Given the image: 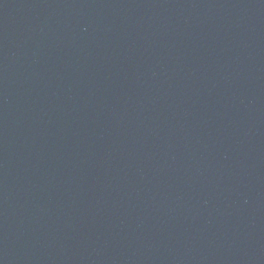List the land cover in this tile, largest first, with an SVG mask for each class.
Segmentation results:
<instances>
[{
  "label": "water",
  "instance_id": "water-1",
  "mask_svg": "<svg viewBox=\"0 0 264 264\" xmlns=\"http://www.w3.org/2000/svg\"><path fill=\"white\" fill-rule=\"evenodd\" d=\"M0 264H264V0H0Z\"/></svg>",
  "mask_w": 264,
  "mask_h": 264
}]
</instances>
